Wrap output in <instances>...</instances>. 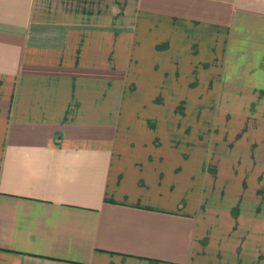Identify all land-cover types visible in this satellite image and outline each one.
<instances>
[{"label": "crops", "instance_id": "0c3cea01", "mask_svg": "<svg viewBox=\"0 0 264 264\" xmlns=\"http://www.w3.org/2000/svg\"><path fill=\"white\" fill-rule=\"evenodd\" d=\"M0 264H264V0H0Z\"/></svg>", "mask_w": 264, "mask_h": 264}]
</instances>
